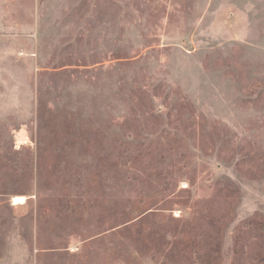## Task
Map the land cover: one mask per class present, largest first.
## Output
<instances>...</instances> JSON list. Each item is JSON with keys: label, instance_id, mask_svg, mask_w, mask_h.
I'll return each instance as SVG.
<instances>
[{"label": "rangeland", "instance_id": "rangeland-1", "mask_svg": "<svg viewBox=\"0 0 264 264\" xmlns=\"http://www.w3.org/2000/svg\"><path fill=\"white\" fill-rule=\"evenodd\" d=\"M0 264H264V0H0Z\"/></svg>", "mask_w": 264, "mask_h": 264}, {"label": "bare ground", "instance_id": "bare-ground-1", "mask_svg": "<svg viewBox=\"0 0 264 264\" xmlns=\"http://www.w3.org/2000/svg\"><path fill=\"white\" fill-rule=\"evenodd\" d=\"M25 201L23 197H15L13 202L15 205L22 204Z\"/></svg>", "mask_w": 264, "mask_h": 264}]
</instances>
